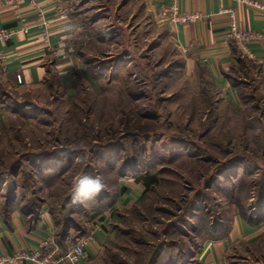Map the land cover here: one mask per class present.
<instances>
[{"label":"rangeland","instance_id":"obj_1","mask_svg":"<svg viewBox=\"0 0 264 264\" xmlns=\"http://www.w3.org/2000/svg\"><path fill=\"white\" fill-rule=\"evenodd\" d=\"M72 18L87 37L70 91L55 72L34 87L0 72V218L47 205L74 241L103 221L112 237L88 264H196L244 212L261 227L225 264H264L261 68L237 51L233 102L145 1L75 0ZM80 174L108 187L69 207ZM149 175L157 183L120 204L125 183Z\"/></svg>","mask_w":264,"mask_h":264},{"label":"crops","instance_id":"obj_2","mask_svg":"<svg viewBox=\"0 0 264 264\" xmlns=\"http://www.w3.org/2000/svg\"><path fill=\"white\" fill-rule=\"evenodd\" d=\"M5 1L0 0V28L12 25L15 19V8L12 5H4ZM143 1L156 16L158 2ZM38 3L40 8L36 10H33L27 2L21 3L19 9L26 12L27 19L32 22L37 21L40 11H43L47 17H53L54 0H38ZM177 3L181 11L199 13L203 17L189 26L169 24L175 43L179 48L193 55L206 68L220 91L236 102L239 92L229 73L234 68L236 53L240 51L246 55L261 68V73L264 75V39L251 42L249 49H243L230 37L229 15L222 11L226 8L234 9L241 27L260 32H264V13L257 12L242 0H177ZM73 20L77 23V18ZM79 28L78 44L87 37L83 28ZM49 32L51 43L55 45L61 37H65L66 22L54 21ZM3 48L8 55V70L5 72L0 64V72L12 77L18 86L42 85L55 72L62 85L69 90L74 69L79 66L81 68L82 62L74 55L70 59L56 57L48 49L44 35L38 27H34L29 33H19ZM17 74H22L24 79L22 84L18 82ZM145 189L143 179L126 182L120 204L135 200ZM58 217V214L47 205H42L38 212H34L13 203L12 207L7 209L6 216L0 218V255L13 253L21 247H37L54 231L58 236L60 232ZM260 227L261 224L252 223L241 214L234 215L229 226L224 227L216 238L206 241L196 252L195 263L225 264L229 251L241 241L253 239ZM95 229L94 242L87 247L89 258L79 264H88L89 261L99 257L103 250L102 243L112 237V232ZM24 264L37 263L29 261Z\"/></svg>","mask_w":264,"mask_h":264},{"label":"built area","instance_id":"obj_3","mask_svg":"<svg viewBox=\"0 0 264 264\" xmlns=\"http://www.w3.org/2000/svg\"><path fill=\"white\" fill-rule=\"evenodd\" d=\"M27 2L33 10L39 9L38 0H6L4 5H12L15 8L14 23L0 28V64L3 70H8V55L4 50V45L15 38L19 33H29L34 27H38L44 35L48 49L58 58L70 59L75 52V42L80 39V28L74 22L72 15L75 12L74 0H54L53 17H47L43 11H40L37 21L27 19V13L19 9L21 3ZM160 15L169 22L170 25L181 24L189 26L197 19L203 17L199 13L181 11L177 0H156ZM245 4L259 13H264V0L252 1L242 0ZM222 12L229 15L230 19V37L237 41L243 49H249V44L254 41L264 39V32L253 31L241 27L237 20V13L232 8H226ZM66 22L65 37H61L54 45L51 43L50 26L54 21ZM19 83H23L22 74H17ZM95 228L103 229L107 227L102 221H98ZM89 235L81 237L74 241L71 235H67L64 243L60 242L57 234L52 232L44 238L37 247H21L13 253L0 255V264H24L29 261L37 264H79L82 260L89 258L87 247L93 244L95 239V228Z\"/></svg>","mask_w":264,"mask_h":264},{"label":"clouds","instance_id":"obj_4","mask_svg":"<svg viewBox=\"0 0 264 264\" xmlns=\"http://www.w3.org/2000/svg\"><path fill=\"white\" fill-rule=\"evenodd\" d=\"M107 187L106 181L100 175H77L72 181L71 199L68 205L71 207L77 204L92 202L103 191L107 190Z\"/></svg>","mask_w":264,"mask_h":264},{"label":"trees","instance_id":"obj_5","mask_svg":"<svg viewBox=\"0 0 264 264\" xmlns=\"http://www.w3.org/2000/svg\"><path fill=\"white\" fill-rule=\"evenodd\" d=\"M140 179H143V183H144V185L146 187V189H145L146 191L149 190L154 184L157 183V177L155 175H149V176H146V177H139V180ZM122 191H124V187L122 188ZM31 210L33 211L34 209L31 208ZM37 212H38V210H37ZM241 215H243V217H246L247 220H249L250 222L255 223V222L252 221V219H250V217L248 218L247 215L244 212H242ZM263 221H264V208H263V217H261L258 220V222L262 223ZM67 231H69L68 228L64 229L61 233L58 234V239H59L60 242L64 243V239H65V236L67 234ZM219 232H221V231H219ZM219 232H218V234H219ZM79 236H77L76 238H78Z\"/></svg>","mask_w":264,"mask_h":264}]
</instances>
